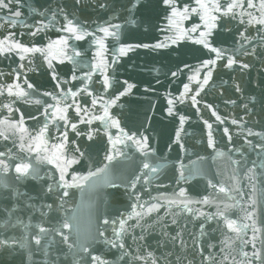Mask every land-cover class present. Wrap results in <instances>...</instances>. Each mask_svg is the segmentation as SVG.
I'll use <instances>...</instances> for the list:
<instances>
[{
	"label": "snow or ice",
	"instance_id": "6c2138e0",
	"mask_svg": "<svg viewBox=\"0 0 264 264\" xmlns=\"http://www.w3.org/2000/svg\"><path fill=\"white\" fill-rule=\"evenodd\" d=\"M141 28L144 38H133ZM157 31L163 39L145 42ZM73 41L95 47L90 61L89 49ZM185 41L200 45L207 58L195 70L185 64L192 70L188 82L178 95L166 96L167 117L176 124L168 150L190 154L183 135L190 117L178 105L190 102L201 112V93L213 74H231V83L221 80L219 89L232 111L221 116L203 104L225 125L226 151L213 123L203 121L209 156L226 159L231 172L226 180L223 172L210 174L204 166L209 156L195 153L188 164L178 160L171 194L142 201L164 158L149 132L151 114L133 129L113 111L141 91L138 83L119 79L116 66L138 50ZM0 57L18 58L16 67L0 72V264H264V0H0ZM38 58L51 91L28 76ZM64 64L72 67L58 69ZM257 89L258 96L248 94ZM154 91L151 83L142 88L145 95ZM21 104L35 112L26 116ZM98 146L99 160L93 155ZM132 150L139 167L125 179L116 166L131 159ZM102 189H123L125 210L110 211Z\"/></svg>",
	"mask_w": 264,
	"mask_h": 264
}]
</instances>
